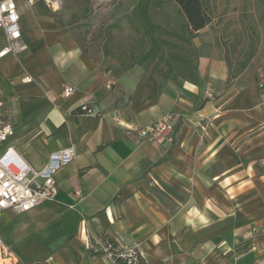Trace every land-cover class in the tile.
<instances>
[{"label": "crops", "instance_id": "crops-1", "mask_svg": "<svg viewBox=\"0 0 264 264\" xmlns=\"http://www.w3.org/2000/svg\"><path fill=\"white\" fill-rule=\"evenodd\" d=\"M14 2L26 48L0 58L5 144L35 169L52 151L75 149L53 201L0 210L16 264H109L87 248L103 236L139 243L142 264H264V33L232 79L218 48L201 55L200 37L193 71L168 57L154 71L121 68L81 43L67 2ZM165 116L172 142L133 134Z\"/></svg>", "mask_w": 264, "mask_h": 264}, {"label": "rangeland", "instance_id": "rangeland-1", "mask_svg": "<svg viewBox=\"0 0 264 264\" xmlns=\"http://www.w3.org/2000/svg\"><path fill=\"white\" fill-rule=\"evenodd\" d=\"M66 2L81 43L121 68L146 62L154 71L172 57L180 72L193 71L199 54L194 40L200 37L201 55L218 48L232 79L254 56L264 33V0H201L210 20L189 34L174 0H62L60 8Z\"/></svg>", "mask_w": 264, "mask_h": 264}, {"label": "built area", "instance_id": "built-area-1", "mask_svg": "<svg viewBox=\"0 0 264 264\" xmlns=\"http://www.w3.org/2000/svg\"><path fill=\"white\" fill-rule=\"evenodd\" d=\"M27 1L33 3L35 0ZM43 1L53 9H59L62 5V0ZM0 28L3 29L6 37V44L0 48V58L17 54L26 48L21 41L19 12L14 0H0ZM112 83V81L108 82L106 87L110 88ZM61 92L64 97H69L73 94L74 88L66 84ZM79 107L86 114L94 112L86 101H82ZM11 134V125L0 118V210L12 209L16 212H25L42 202L55 199L56 173L73 160L75 149L67 146L52 151L43 166L35 169L12 145L5 144ZM133 134L138 139H150L157 143L172 142L174 124L171 116H165L144 127L134 128ZM87 248L93 252H99V255L106 258L109 264H116L117 258H121L124 264H137L141 256L139 243L119 247L106 237L88 241ZM0 264H16L14 252L4 244L1 235Z\"/></svg>", "mask_w": 264, "mask_h": 264}, {"label": "trees", "instance_id": "trees-1", "mask_svg": "<svg viewBox=\"0 0 264 264\" xmlns=\"http://www.w3.org/2000/svg\"><path fill=\"white\" fill-rule=\"evenodd\" d=\"M174 1L178 4L182 14L185 16L186 28L187 27L189 28V29L187 28L189 30L188 34L190 32L192 33V31L199 30L207 22H209L210 16H209L206 8L203 7L201 0H174ZM183 36L184 35H182L181 38H183ZM249 57H250V55L248 56L247 59H249ZM170 59L175 61L172 57ZM185 75L186 74H184L183 76H185ZM104 237H106V236H103V238ZM116 264H124V261L121 258H117ZM137 264H142L141 256H140V260Z\"/></svg>", "mask_w": 264, "mask_h": 264}]
</instances>
